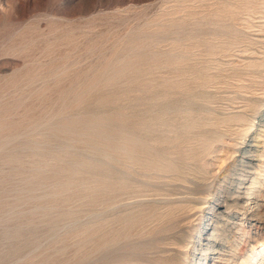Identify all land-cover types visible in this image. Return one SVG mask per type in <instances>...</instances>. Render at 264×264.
Returning a JSON list of instances; mask_svg holds the SVG:
<instances>
[{"label": "rangeland", "instance_id": "1", "mask_svg": "<svg viewBox=\"0 0 264 264\" xmlns=\"http://www.w3.org/2000/svg\"><path fill=\"white\" fill-rule=\"evenodd\" d=\"M242 1L0 0V264H105L110 252L113 264H171L191 252L174 245L180 231L194 238L195 220L211 205L226 212L206 195L226 198L224 177L250 187V178L232 176L235 159L226 160L252 130L232 116L256 124L248 101L261 94L247 67L259 57L264 20ZM169 160L177 172L153 164ZM191 182L206 194L187 192ZM154 201L165 203L161 213L173 202L179 221L162 241L125 248L157 224L147 218L128 238L102 245L99 214L125 216ZM227 251L214 262L236 264Z\"/></svg>", "mask_w": 264, "mask_h": 264}, {"label": "bare ground", "instance_id": "2", "mask_svg": "<svg viewBox=\"0 0 264 264\" xmlns=\"http://www.w3.org/2000/svg\"><path fill=\"white\" fill-rule=\"evenodd\" d=\"M241 3H247L246 6L251 5L249 7H245L244 10H250L251 9L254 12V14H257L260 16L259 19L264 20V0H254L253 2H248V0H243ZM237 4H239V3H237ZM239 6H240V4H239ZM237 7H235L233 5H226V8L228 10L237 9ZM259 23H262V25L259 26V32L264 33V22H259ZM230 44L231 43H226L225 46H229ZM254 45L258 49L257 54L259 55V57L255 60V62L250 64L247 68L253 69V74L256 76V79L258 80L256 82V85H254V86H257L258 91H261V94H259L257 98L254 97L251 100H249L248 105H249V108L251 109V112H253L252 114L258 116V117L256 116L257 121H256V124L253 122L254 120L250 121L248 119V117H246L245 113L232 116V118L235 119L236 121L245 122L244 124H246V123L250 124L251 123L252 126L250 125L251 126L250 128L252 130L251 131L249 130V132H247L248 129L243 131L241 133V135H239V136H242L244 138L241 145H240V143H239V146L236 144L234 146V147L237 146L236 148H234V149L231 148L232 151L231 152L227 151V153H226V156H227L226 160L227 161L231 158L235 159V164H234L233 170H232L234 174L232 173L233 174L232 176H235L236 173H240L241 175L240 174H237V175L241 176L245 180H247V178H250L251 179L250 180L251 181L250 187L246 188V186H245L246 184H244L243 182H240V180L234 181L232 179H229L228 177H224L223 180H226L229 183L228 192L225 191L227 193V197L221 199V197L219 196V193L214 192V191L209 193L206 196H209V198H211L212 200H214L218 204L223 205V208H225L224 210L226 212H222L219 208H215L213 205L209 206L207 208L209 210L207 212V214L204 215L202 218H198L197 220H195L198 223L199 227H197V229H193V232L194 231L196 232V236L194 238H190V237L186 236L184 234V231L181 230L180 231L181 236L175 238L174 245L182 247V248H186V249L187 248L191 249V252L188 254L185 253V254H181V255H179V254L177 255V253H176V255H174V258L176 257V260L174 262H171V264H218L219 262L216 263V262H214V260L215 259L221 260L219 253H222V252L225 253L228 249H230V247L233 248V251H232L233 256L229 257V259L227 260V261H231L230 263L236 262V264H264V232L260 231V229H262V226H264V225H262L264 222V110H263L264 109V42L263 41H257ZM248 74H249V72L245 71V72H242L240 75L245 76ZM247 86H249V85H247ZM237 99H238V97H237ZM231 101H232V99H231ZM228 121H229V119H226V120H222L221 122L226 123ZM143 140L139 139L140 142ZM151 141H154V139H152ZM210 144L211 143L204 144L201 147V149H203L204 152L208 151L209 146H211ZM153 146L149 145V144L146 145V147H150L153 150H156V148ZM260 146H262V147H260ZM135 150H137V149H135ZM144 151H146V150H144ZM220 151L221 150H218V152H220ZM163 154H164V152H163ZM199 155H201V154H199ZM145 156L148 157L147 155H145ZM129 158L131 160H134L133 157H129ZM150 158L151 157H149V159ZM253 159H256V160H253ZM200 160H203V158H201ZM156 161L153 162L154 166L159 168V169L162 168L163 172H167V173L177 172V170L179 169V168H177L174 161H170V160L166 161V162H168V164H167L168 166H166V165L165 166H162V165L159 166L158 162H156ZM207 172H209V171H207ZM252 172H254L253 175H252ZM114 173H115V176L120 174V172L117 169L114 170ZM123 175H124L123 180H121V181L126 182L128 177L125 174H123ZM131 181H129V182H131ZM137 183L139 184L138 187H144V188L147 187V188L154 189L155 192H163L160 185H152L147 181H140V182L137 181ZM134 184H136V183H134ZM190 184L195 186V189H193V190L186 189L187 192H191L192 194H203V193L206 194L207 191L204 190L205 187L207 188L206 185H198V184L192 183V182ZM214 185H215V183L212 184V186H214ZM230 189H233V190H230ZM168 193L170 195H173L170 192H168ZM241 195L244 196L243 198L246 197V199L242 200ZM116 197H115V199H116ZM163 204H165V203H161L159 201L158 202L154 201V202H151L148 204L139 203L136 205V208L140 209L139 211H136V212L131 213V214H127L125 216L122 214L123 211L119 212L118 214L117 213L115 214L114 213L115 210H113L109 213H106V214L105 213L99 214L97 216V228L96 229H97V233L100 234V239H102V245L105 246V245L110 244V243L116 244V242H118V240L128 238L130 236V233L132 232L131 230L134 229L135 227H137V225L139 227V224L142 223V225L144 226V224H143L144 220L146 221L147 218H148V220H149V218H151V219L155 218L153 222H156L157 224L155 226H153V228L151 227L152 228L151 231L146 233L142 237L143 239H141V240L129 241V243L127 244V246L125 248L138 249V248L154 247V245L156 243H159L160 241H162L161 238L158 236L168 232V230L174 229L176 227V224H178V222H179V221H177L178 219L175 216V209L172 208V206H174V203L173 202H167L164 207H169L170 209L167 210V212L163 211L164 213H161L160 210L162 209L161 206ZM240 205L242 207L241 209L243 210V213H242V219L243 220L242 219L237 220L238 221L237 224L236 223L234 224V222L236 220L235 219L236 213L233 212V209L237 208ZM99 206H100V204H99ZM196 206H198V204H195L192 208L196 209ZM120 208H122V207H120ZM213 211H215V212H213ZM131 212H132V210H131ZM112 213H114V214H112ZM209 215H213V217H209ZM113 217H115V218H113ZM250 218L255 219V221L261 222L259 224L260 227L253 225V222L249 221ZM106 230H108V231L105 233ZM234 232L235 233L238 232L239 235L237 233L235 234ZM211 239L212 240L215 239V241H211ZM186 240H188L189 242L186 243ZM217 240H219V242L224 241V242H227L229 244L231 243V245L228 244L229 248H226L225 245L224 246L220 245L217 242ZM230 240H233V242H235V245H234V243L232 245V242H228ZM241 244H242V246L243 245L244 246L241 247ZM96 245H98V244H96ZM247 246H248V248H250V250L248 248H246ZM124 252H125V250H124ZM227 252H230V251H227ZM216 256H218V257H216ZM112 257H111V252H110L109 257L106 258V260H105V262H106L105 264H113V262H115V261H114V258H112ZM122 260L123 261L121 262V264H130V262L125 260V258H123ZM132 261L133 260H131V262ZM156 261L160 262L161 259H156ZM237 262H239V263H237ZM150 264H153V263H150Z\"/></svg>", "mask_w": 264, "mask_h": 264}]
</instances>
